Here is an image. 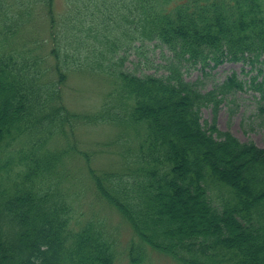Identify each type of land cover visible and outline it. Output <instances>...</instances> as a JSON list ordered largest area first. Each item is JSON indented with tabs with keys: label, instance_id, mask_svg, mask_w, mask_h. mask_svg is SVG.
<instances>
[{
	"label": "trees",
	"instance_id": "16d2710c",
	"mask_svg": "<svg viewBox=\"0 0 264 264\" xmlns=\"http://www.w3.org/2000/svg\"><path fill=\"white\" fill-rule=\"evenodd\" d=\"M54 1L0 0V264H115L105 220L74 218L69 151L131 228L130 264L152 252L176 264H264V148L216 126L221 100L243 83L232 75L203 92L184 77L198 65H263L264 0H67L60 17ZM37 18L44 37L27 34ZM156 48L159 74L125 69ZM70 70L111 82L95 113L63 104ZM257 72L250 88L264 102ZM100 124L117 126L121 145L119 167L101 172L75 139L77 126ZM58 137L65 146L52 148Z\"/></svg>",
	"mask_w": 264,
	"mask_h": 264
},
{
	"label": "rangeland",
	"instance_id": "374dc122",
	"mask_svg": "<svg viewBox=\"0 0 264 264\" xmlns=\"http://www.w3.org/2000/svg\"><path fill=\"white\" fill-rule=\"evenodd\" d=\"M67 6V0H55L53 6L55 15L60 17L67 13L69 8ZM47 28L45 19L37 18L33 28H30L27 34L35 31L34 37H44ZM160 51L161 49L156 48L151 53H145L149 58L146 65L136 63L137 58L130 55L125 61L124 67L125 69H136L143 73L159 74L161 70L157 68V65L163 62ZM134 64L136 66H133ZM258 69H262L264 75V64L251 67L242 62L226 61L214 69H202L199 65L189 68L184 71V77L188 81H200L202 91L206 92L235 75L244 87L242 90L231 91L221 100L217 110L216 126L220 131H228L241 142L249 141L259 148H264V102L260 99V93L250 88L252 78L255 79L254 84L261 81V76H258ZM111 87V82L100 74L70 70L61 87L63 104L73 114L84 116L95 113L101 107ZM212 116L211 107L202 108L200 111L201 124L203 126L209 125ZM119 134L120 129L109 124L80 125L75 128L77 147L89 154L91 168L99 172L119 167L118 152L121 145L116 144ZM51 146L52 148L64 147V139L55 138ZM62 166L69 176V183L67 184L69 190L70 173L78 180L73 188L76 192V214L74 218L76 220H86L90 217L104 219L107 227L115 235L117 251L115 264H130L127 250L129 243L134 240V234L116 209L97 195L93 182L88 177L85 160L79 155H70L69 151ZM143 264L176 263L163 255L152 252Z\"/></svg>",
	"mask_w": 264,
	"mask_h": 264
}]
</instances>
